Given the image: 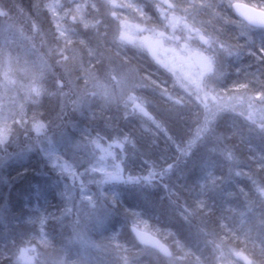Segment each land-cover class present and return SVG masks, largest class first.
<instances>
[{
	"label": "trees",
	"instance_id": "1",
	"mask_svg": "<svg viewBox=\"0 0 264 264\" xmlns=\"http://www.w3.org/2000/svg\"><path fill=\"white\" fill-rule=\"evenodd\" d=\"M169 1L181 12L191 6L201 20L209 19L202 24L222 38H236L229 21L241 22L230 7L235 0ZM239 1L264 9V0ZM154 3L160 0H0V7L19 24L20 33L0 27V94L7 57L17 80L23 70L33 69L27 51L33 40H41L30 28L34 22L53 42L60 40L72 55L94 64L97 61L99 68L106 56L117 54L109 20L123 17L161 26ZM252 34L253 40H233L241 50L226 69L222 89L264 92V32ZM128 53L123 55L136 74L157 88L144 99L152 116V135L142 137L134 115L123 105L102 113L96 109L83 114L70 111L67 84L60 86L62 99L49 95L51 85L62 75L59 69L48 76L51 85L42 84L39 101L26 107L25 116L19 115L22 130L16 129L15 115L6 119L14 135L0 144V174L7 185L0 189V264H217L219 258H230V249L245 253L252 264H264V212L246 207L252 195L264 193V133L253 126L247 128L237 117L228 119L230 113L217 116L214 108H201L193 95L183 105L177 103L178 92L175 99L164 98L175 90L170 75L145 53ZM12 88L17 99L20 91L13 86L5 92L9 94ZM4 108L0 105V115L6 114ZM58 127L73 141L86 143L94 136L101 142L125 136L124 148L115 150L118 178L103 179L93 171L76 169L70 201L65 203L52 186L56 176L43 150L32 151L28 158L11 159L1 169L6 157ZM23 138L27 145L20 143ZM208 142L212 151L204 149ZM132 226L157 236L168 246L170 257L138 244ZM22 247L31 250L28 262L19 259Z\"/></svg>",
	"mask_w": 264,
	"mask_h": 264
},
{
	"label": "rangeland",
	"instance_id": "2",
	"mask_svg": "<svg viewBox=\"0 0 264 264\" xmlns=\"http://www.w3.org/2000/svg\"><path fill=\"white\" fill-rule=\"evenodd\" d=\"M232 2L230 1V4ZM154 6L160 15L161 26L142 23L139 20V23L132 22L131 18L125 19L123 17L118 21L109 20L110 40L114 42V49L117 54L112 55V57L106 56L99 68H97V61L94 64L72 55L71 50L68 52L70 48L69 46L67 48V44H62L60 40L57 41L56 39L53 42L48 38L47 33L41 30L39 23L32 22L30 28L38 36H41V43L38 40H33L31 51L26 50L32 59L33 69L29 73L23 70L20 79L17 80L13 75L15 70L12 69L8 57L2 68L1 77L5 83L3 84L4 90L1 89L0 99L3 102H0V105L5 107L4 112L6 114L0 115V144L3 145L14 135L13 132L9 131L10 126L6 121L10 117L9 115H15L16 129L17 131L22 130L23 122L19 121V115L25 116L26 107L39 101L44 82H48L49 85L52 84L51 81L53 80H48V76L51 75L53 69H59L62 75L56 80L55 85H51L49 95L58 94L62 99L64 94L60 86L63 85L64 87V83L67 84L70 92L68 105L73 107L70 111L83 114L86 111L91 112L92 109H96L99 111L98 113H102L105 109L118 108L123 105L134 115L140 132H142V137L151 134L152 132L149 133V125L153 124L152 116L146 110L144 99L146 94L153 93L157 88L136 74L128 56L123 55L124 52L128 53L129 51L145 53L163 73L170 75V80L175 83V90L169 96L165 94L164 98L175 99L174 93L178 92L176 98L179 94L180 96L177 103L183 105L187 100L186 97L193 95L195 102L201 108H208L207 110L214 108L213 114L217 116L230 113V116H227L228 119L233 120L237 117L247 128L253 126L256 131L264 133V92L254 94L244 87L231 89L224 87L225 89H222L224 76L227 74L226 69L230 63L236 61L235 59L241 50L240 44L237 43V45L233 40L236 41L239 37L248 38V41L253 40L252 31L255 32V29L237 20H229L234 24V36L236 38L233 40L231 38L225 39L221 37L219 32H215V29H210V27L202 24L209 19L205 18V22L201 20L199 12H192L191 6L182 12L173 7L169 0H160V3H154ZM5 12L4 8L0 7L1 30H19L17 28L19 24L17 25L16 21L12 20L11 16ZM112 16L115 17L116 13ZM229 21L226 22V25H231ZM17 33L20 35L18 31ZM101 61L99 62L101 63ZM9 85L20 91L17 99L14 97L15 90L13 88L9 90V94L5 92ZM11 104L14 108L11 107ZM62 110L64 109L62 108ZM70 124L73 128L72 123ZM57 129L56 132H47L43 137L36 138L37 142H28L31 143L30 147H23L13 157H6L1 169L11 159L28 158L32 151L43 150L42 152L46 154L49 163V169L56 176V181L53 180L52 186L57 195L66 201L65 203L70 201L68 194L72 182L71 177L75 175L76 169L82 168V171H93L102 175L103 179L118 178L119 171L114 163L115 150L124 148L128 141L125 136L116 137L115 141L112 142L105 140L101 142L100 137L94 136L91 139L88 138V143H90L88 144L86 141H73L61 132L59 127ZM58 132L60 133L56 134ZM24 140V138L21 141L19 139L20 143H23ZM208 143L204 149L212 151L214 147H211L210 142ZM228 158L231 159L230 155ZM63 177L66 180L62 182L61 178ZM5 181L6 179L0 174V189L2 186H7ZM252 197L250 201L246 202L247 209L250 207V211L264 212V193L261 195L256 193ZM244 209L245 207L242 208V210ZM30 252L28 247H22L19 250V259L24 262L30 261ZM242 254L245 253L230 249V258L225 260L226 256H224L223 260L219 258L216 263L233 264L229 261L234 260L243 262ZM246 257L251 261L250 257L247 255Z\"/></svg>",
	"mask_w": 264,
	"mask_h": 264
},
{
	"label": "water",
	"instance_id": "3",
	"mask_svg": "<svg viewBox=\"0 0 264 264\" xmlns=\"http://www.w3.org/2000/svg\"><path fill=\"white\" fill-rule=\"evenodd\" d=\"M231 8L234 14L248 25L264 29V10L240 1L233 2ZM131 232L138 244L155 249L166 257L171 255L168 246L157 236L134 226L131 227ZM241 259L245 264H251L246 255H241Z\"/></svg>",
	"mask_w": 264,
	"mask_h": 264
}]
</instances>
